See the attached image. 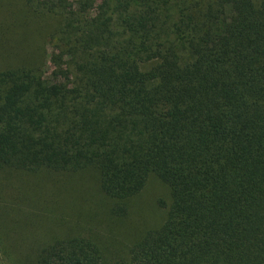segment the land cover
Here are the masks:
<instances>
[{"label": "trees", "instance_id": "obj_1", "mask_svg": "<svg viewBox=\"0 0 264 264\" xmlns=\"http://www.w3.org/2000/svg\"><path fill=\"white\" fill-rule=\"evenodd\" d=\"M14 174L81 218L52 234L0 191L8 264H264V0H0ZM151 181L154 220L134 207Z\"/></svg>", "mask_w": 264, "mask_h": 264}, {"label": "rangeland", "instance_id": "obj_2", "mask_svg": "<svg viewBox=\"0 0 264 264\" xmlns=\"http://www.w3.org/2000/svg\"><path fill=\"white\" fill-rule=\"evenodd\" d=\"M47 73L51 72V63L47 61L45 68ZM37 180V181H36ZM24 181H26L25 176H19L14 174L13 176L5 179H0V191L2 197L7 200V202L15 205L17 204L21 210L28 216V219H32L30 226L38 228L39 225L43 226H54V232L52 234H60V230L67 225L61 224L65 221L71 222L73 219L81 218L79 214H75L71 208V202L73 199L77 198L75 194L72 193L73 199L66 196L64 193H51V191H57L56 182L43 180L40 184L39 178L35 179L37 183L36 190L37 194L33 191L26 189L28 187L24 186ZM79 186L83 189L77 192L79 197H89V200L84 203V206H88L91 203V197L86 193L85 188L92 192L97 191V184L95 175L92 172H88L85 178L81 179ZM93 193V192H92ZM164 194V187L155 181L149 183V187L146 189L144 194L136 200L134 204L136 215L138 216L141 212L145 217L154 220L158 214L162 211L157 207V199ZM33 215V217H30ZM20 218H24L23 214H19ZM50 216V217H48ZM20 220L19 217H16ZM50 234V232H47ZM1 264H8V261L2 256L0 260Z\"/></svg>", "mask_w": 264, "mask_h": 264}]
</instances>
